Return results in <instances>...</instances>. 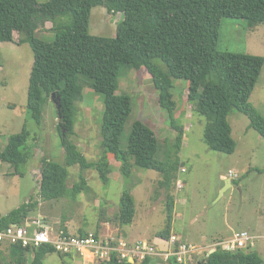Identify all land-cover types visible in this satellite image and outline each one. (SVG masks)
<instances>
[{"label": "trees", "instance_id": "16d2710c", "mask_svg": "<svg viewBox=\"0 0 264 264\" xmlns=\"http://www.w3.org/2000/svg\"><path fill=\"white\" fill-rule=\"evenodd\" d=\"M105 7L110 14L121 13L115 38L93 36L89 33L92 10ZM71 21L66 23L65 18ZM223 18L244 19L249 26L264 24V0H48L39 5L37 0H0V43L14 42L19 33L20 43H28L34 52L30 75L27 109L31 119L41 122L43 107L52 96L60 100L58 130L65 150V165L46 160L42 169L40 196L53 201L67 194L76 198L86 190L87 180L72 190L67 188V167L78 165L82 171L94 169L105 184L112 173L109 156L122 163L123 174L131 173L132 161L140 169L153 170L164 177L163 187L175 177L181 164L176 161L184 140L185 128L178 123L172 89L174 80L189 84L188 102L197 106V113L208 120L205 141L215 152L234 154L236 142L232 137L229 116L233 112L246 115L250 128L264 138V116L251 104L257 87L264 58L217 49ZM51 23L55 41L46 43L37 38L40 27ZM2 58L0 53V66ZM123 66L137 70L146 68L158 91L159 106L169 116L177 132L174 146L160 155L162 146L156 133L141 121H136L126 147L123 136L132 112L130 96L120 92L119 78ZM86 88L105 96V111L101 125L102 158L89 162L78 146L70 140L75 135L76 104L83 99ZM62 129L66 131L63 134ZM30 133L26 128L8 139L1 149L0 161L19 168L28 164L31 153L26 149ZM174 149L175 159L171 157ZM28 151V152H27ZM17 172V171H16ZM177 177V174H176ZM177 179V178H176ZM237 184V182H235ZM69 192V193H67ZM31 200L7 216L0 215V229L23 223L37 207ZM166 228L158 237L169 241L173 235L175 201L167 204ZM136 202L130 191L120 200L117 221L121 227L133 223ZM67 234V231L64 230ZM89 234L80 232V237ZM98 237V234H95ZM220 243V242H219ZM11 264H44L54 254L52 246L31 250L21 246H6ZM210 252V251H209ZM203 259L191 264H264V258L253 249L226 251L217 246ZM61 258L65 256L60 255ZM71 261V257H67ZM147 257L142 263L152 264ZM1 264V263H0ZM100 264H131L113 255ZM169 264H179L171 259Z\"/></svg>", "mask_w": 264, "mask_h": 264}, {"label": "rangeland", "instance_id": "374dc122", "mask_svg": "<svg viewBox=\"0 0 264 264\" xmlns=\"http://www.w3.org/2000/svg\"><path fill=\"white\" fill-rule=\"evenodd\" d=\"M47 1L37 0L39 5ZM64 21L69 23L71 18L67 17ZM117 26L115 15L110 14L105 7L99 6L92 10L89 21L91 35L115 38ZM51 27V23L40 27L37 38L53 43L56 36L50 30ZM14 36V42L0 43V146L4 149L9 137L26 128L30 133L26 149L31 153V159L19 171L0 161L1 216H7L34 200L38 205L28 218L42 217L54 226L55 232L66 230L76 236L80 232L97 233L104 237L115 235L130 243L148 242L165 247L158 242V234L167 226V204L172 197L174 201H186V204H175L176 221L173 228L177 233L187 236L186 240L193 246L226 241L236 232L249 231L257 237L253 250L264 258V226L257 228L261 220L264 222V138L250 128V120L246 115L233 112L229 122L236 142L234 154L212 151L205 141L208 120L197 113V106L188 102L189 84L183 80H174L172 89L178 105L176 118L185 128L182 148L176 157L181 166L166 186L162 185V174L140 169L132 161L130 175H124L122 163L110 155L112 173L108 184L101 181L94 169L82 171L78 165L67 167L69 191L80 182L81 174L87 180L86 190L76 198L67 194L58 200L43 201L40 183L44 162L48 160L65 165V150L58 130L60 119L53 99L44 104L40 123L30 118L27 103L34 52L28 43L19 42V33L16 32ZM217 49L219 52L264 58V24L251 27L244 19L223 18ZM119 84V91L130 96L132 104L123 147L127 145L134 123L141 121L156 133L163 151L160 159L163 160L167 155L164 156V152H170L174 146L177 132L172 128L167 112L159 106L158 91L151 75L146 68L137 70L132 66H123ZM250 102L264 116V66ZM76 107L75 135L70 136V140L89 162H98L103 156L101 125L105 96L92 88H86L82 101ZM171 157L175 159L174 149ZM183 168L186 169L185 173L182 172ZM230 171L241 177L232 181V188L223 193L226 187L223 178ZM179 182L183 187L179 186ZM125 191H130L134 197L136 214L131 225L121 227L116 219ZM207 252L202 251L196 258L203 259ZM152 259V264H165L159 257ZM31 261L32 257L29 256V264ZM0 263L11 264L7 247H0ZM44 264L84 262L79 258L73 261L67 257L63 259L54 253L46 257Z\"/></svg>", "mask_w": 264, "mask_h": 264}, {"label": "built area", "instance_id": "2783aa9c", "mask_svg": "<svg viewBox=\"0 0 264 264\" xmlns=\"http://www.w3.org/2000/svg\"><path fill=\"white\" fill-rule=\"evenodd\" d=\"M182 172L185 173L186 169L183 168ZM240 177L238 173L230 171L225 179L232 182L239 180ZM178 184L183 187L181 182ZM256 240L257 237L249 231L236 232L231 239L216 244L214 250L217 246L231 252L255 249ZM164 241L167 247L162 249L148 242L130 243L115 235L96 237L95 234H89L87 237H80L66 234L64 231L55 232L54 226L42 217L27 218L21 224H11L0 229V247L19 245L23 248L38 250L45 246H52L57 254L71 257L73 260L79 258L84 264L107 262L113 255H117L122 261L135 263H142L147 257H159L165 264H169L171 259H176L179 264H191L203 251L185 242L177 234H173L169 241Z\"/></svg>", "mask_w": 264, "mask_h": 264}, {"label": "crops", "instance_id": "0c3cea01", "mask_svg": "<svg viewBox=\"0 0 264 264\" xmlns=\"http://www.w3.org/2000/svg\"><path fill=\"white\" fill-rule=\"evenodd\" d=\"M113 15H115V17H116V19H117V24L122 20V18H123V15L121 14V13H118V14H113ZM118 16L120 17V18H118ZM46 28H48V26H46ZM15 37V36H14ZM246 171L248 170V169H245ZM223 179H225V178H223ZM226 181V180H225ZM186 204V201H184V200H178V201H175V204ZM179 217V216H178ZM176 221V214H175V219H174V222ZM264 226V222H263V220H261L259 223H258V225H257V228L258 229H261L262 227ZM173 234H177V235H179V236H181L182 238H183V240L185 241V242H187V243H189L187 240H186V238H188L187 236L185 237L184 235H182V233H177L175 230H174V228H173ZM185 237V238H184ZM160 240V241H159ZM222 241H224V240H218V241H215V242H212V243H208V244H206V245H200V246H197V247H199L201 250H203V251H205V250H208V252L210 251V252H212L213 250H214V246L216 245V244H218L219 242H222ZM158 242L160 243V244H164L165 245V247H161L160 245H157V244H155V245H157L158 247H160V248H162V249H165L166 247H167V244H166V242L163 240V239H161V238H159L158 239ZM190 244V243H189ZM209 252V253H210ZM261 255V254H260ZM31 256H34V253L32 252V254H31Z\"/></svg>", "mask_w": 264, "mask_h": 264}, {"label": "water", "instance_id": "95a60500", "mask_svg": "<svg viewBox=\"0 0 264 264\" xmlns=\"http://www.w3.org/2000/svg\"><path fill=\"white\" fill-rule=\"evenodd\" d=\"M52 99H53L55 105L57 106V109L60 110V109H61V103H60V100H56V99H55V95L52 96ZM62 131H63V134L65 135L66 131H65L64 129H62ZM225 180H226V187H225V189L223 190V193H224L226 190L232 188V182H231L229 179H225ZM221 196H222V194H221ZM213 252H215V250L212 251L211 253H213ZM130 263H131V264H135L134 261H130Z\"/></svg>", "mask_w": 264, "mask_h": 264}]
</instances>
